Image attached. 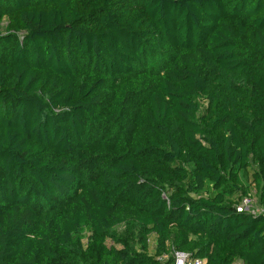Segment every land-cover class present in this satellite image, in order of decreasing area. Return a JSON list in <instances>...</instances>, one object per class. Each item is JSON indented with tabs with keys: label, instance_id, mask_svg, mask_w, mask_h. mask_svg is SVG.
Instances as JSON below:
<instances>
[{
	"label": "trees",
	"instance_id": "1",
	"mask_svg": "<svg viewBox=\"0 0 264 264\" xmlns=\"http://www.w3.org/2000/svg\"><path fill=\"white\" fill-rule=\"evenodd\" d=\"M172 250L264 264V0H0V264Z\"/></svg>",
	"mask_w": 264,
	"mask_h": 264
},
{
	"label": "built area",
	"instance_id": "2",
	"mask_svg": "<svg viewBox=\"0 0 264 264\" xmlns=\"http://www.w3.org/2000/svg\"><path fill=\"white\" fill-rule=\"evenodd\" d=\"M250 202H251L250 198H243L239 208L248 210L250 207ZM250 212H254V211L251 209ZM171 256L173 258V264H200L201 263L200 260H191L188 254L184 252L176 251V250L171 251Z\"/></svg>",
	"mask_w": 264,
	"mask_h": 264
},
{
	"label": "rangeland",
	"instance_id": "3",
	"mask_svg": "<svg viewBox=\"0 0 264 264\" xmlns=\"http://www.w3.org/2000/svg\"><path fill=\"white\" fill-rule=\"evenodd\" d=\"M3 24H5V21L3 22ZM250 199H251V202H250V207L249 209L253 210V211H262V205L259 201V198L258 196L255 194V191L254 189L251 190V194H250ZM154 243H155V240L153 237H150V240H149V249L150 251L152 252L153 250V246H154ZM167 256L164 255V258H166Z\"/></svg>",
	"mask_w": 264,
	"mask_h": 264
}]
</instances>
